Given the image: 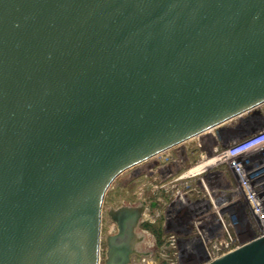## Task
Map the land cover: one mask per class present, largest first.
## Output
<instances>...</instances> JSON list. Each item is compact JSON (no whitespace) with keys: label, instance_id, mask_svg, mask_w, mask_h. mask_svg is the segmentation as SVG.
<instances>
[{"label":"water","instance_id":"water-1","mask_svg":"<svg viewBox=\"0 0 264 264\" xmlns=\"http://www.w3.org/2000/svg\"><path fill=\"white\" fill-rule=\"evenodd\" d=\"M261 104L264 0H0V264H100L118 176ZM144 210L109 209L102 264L147 255Z\"/></svg>","mask_w":264,"mask_h":264},{"label":"rangeland","instance_id":"rangeland-1","mask_svg":"<svg viewBox=\"0 0 264 264\" xmlns=\"http://www.w3.org/2000/svg\"><path fill=\"white\" fill-rule=\"evenodd\" d=\"M262 128L264 104L255 112L232 118L197 139H190L118 176L102 204L100 264L106 252V238L116 232L108 211L122 205L142 203L146 208L137 231L143 232L144 239L136 248L147 255H132L130 264H140L143 258L153 264H202L262 235L264 223L255 211L260 205L264 213V145L238 158L246 162L253 159L244 177L250 181V189L241 185L238 175L232 173L226 163L216 161L217 153H224ZM202 143L207 146V155L203 158L196 147ZM156 161L157 167L161 166V175L170 177L160 178L159 173H155L156 167L150 169L153 173L142 170ZM138 169L140 172L134 174ZM182 176L183 179L175 181ZM187 176L194 178L184 179ZM177 190L185 195L177 198ZM207 193L223 205L219 211L220 222L215 214L213 217L207 212ZM249 196H253L254 201ZM172 235L175 248L167 239Z\"/></svg>","mask_w":264,"mask_h":264},{"label":"built area","instance_id":"built-area-1","mask_svg":"<svg viewBox=\"0 0 264 264\" xmlns=\"http://www.w3.org/2000/svg\"><path fill=\"white\" fill-rule=\"evenodd\" d=\"M200 136H202V135H200ZM200 136H198V137H200ZM263 145H264V128H262V130H260V131L252 133L251 135H249L248 137L244 138L243 140H241V141L237 142L236 144L230 146V148L227 151H225L224 153H221V154L217 153V156H216L217 160L216 161L217 162L221 161L223 163H226L227 167L232 171V173H234L236 176L238 175V177L241 180L240 181L241 185L245 189H250V181H248V179L245 180L244 177L246 176L245 170H247L248 167L249 168L252 167V165H253L252 164L253 163L252 160L253 159H249L247 161L248 162L247 163L244 160L243 161L242 160L238 161V158H240L241 156H243V155H245V154H247V153H249V152H251L253 150H256V149L260 148ZM196 147L201 151V154H202L200 156L201 158H203L204 155H207V153L205 152V151H207V149H206L207 146L205 144H200L198 146L196 145ZM160 167L155 168V169H157V170H155V173H159L158 175H160L159 176L160 178L163 179V178H166V177L168 178V177L171 176V175H169V176L161 175V171H159ZM152 172H153L152 170L149 171V173H152ZM191 178H194V177L187 176V178H184V179H191ZM181 179H183V176L177 178L175 181H178V180H181ZM203 188H205V187L202 185L201 189L204 190ZM204 192H205V190H204ZM177 194H179L178 195L179 197H177V198H180V197L182 198L185 195L184 193H181L178 190H177ZM207 198H208V200H207L208 201L207 202V204H208L207 205V210L208 211L207 212L209 214H212L213 217L216 215V218L220 222L221 221V216H220V212L219 211H220V207L223 208V205L220 202L214 201L215 199H212V196L210 194H208V193H207ZM248 198H250L252 201H254V197L253 196H249ZM256 200L258 201V203L261 204V202L259 201V198L258 199L256 198ZM256 207L258 208V210L255 211V212H256V214L258 216H260L259 217L260 220H261L260 222L264 223V213H263V211H261L262 206L260 207V205H258ZM262 235H264V233ZM167 239L169 240L170 243H172L171 246L173 248H175V244H174L175 243L174 242L175 236H173V235L169 236ZM224 254H226V253H224ZM224 254H222V255H224ZM222 255H220V256H222ZM220 256H218V257H220ZM144 257H146V256H144ZM218 257H215V258H213L211 260H208V261H206L204 263L210 262V261H212V260H214V259H216ZM204 263H202V264H204ZM140 264H153V263L151 261H148L145 258H143L141 260Z\"/></svg>","mask_w":264,"mask_h":264},{"label":"flooded vegetation","instance_id":"flooded-vegetation-1","mask_svg":"<svg viewBox=\"0 0 264 264\" xmlns=\"http://www.w3.org/2000/svg\"><path fill=\"white\" fill-rule=\"evenodd\" d=\"M148 162V161H147ZM147 162H145V163H147ZM145 163H143V164H145ZM173 163V162H172ZM143 164H141V165H143ZM159 165V163L156 161V162H153V163H150V164H147L145 167H144V169H142V170H145V169H148L149 171H150V169H152V168H158L157 166ZM137 167V166H136ZM160 167V166H159ZM141 170V171H142ZM140 171H139V169L138 170H136L135 172H134V174H137V173H139ZM145 207V206H144ZM145 210H146V208H145ZM145 210H144V213H145ZM144 213H143V215H144Z\"/></svg>","mask_w":264,"mask_h":264},{"label":"bare ground","instance_id":"bare-ground-1","mask_svg":"<svg viewBox=\"0 0 264 264\" xmlns=\"http://www.w3.org/2000/svg\"><path fill=\"white\" fill-rule=\"evenodd\" d=\"M251 111H252V110H249V111L246 112V113H249V112H251ZM198 144H199V142H198ZM202 144H203V143H202ZM210 151H211V150H210ZM153 159H154V158H153ZM153 159H152V160H153ZM155 160H156V159H155ZM195 170H196V169H195ZM197 170H198V169H197ZM201 170H203V169H201ZM189 171H190V170H189ZM192 172H193V171H192ZM194 172H195V171H194ZM194 172H193V173H194ZM152 173H153V172H152ZM200 173H201V172H200ZM190 175H191V174H190Z\"/></svg>","mask_w":264,"mask_h":264}]
</instances>
